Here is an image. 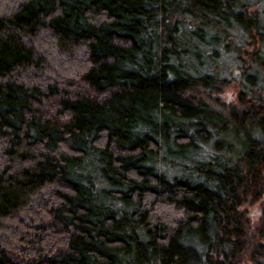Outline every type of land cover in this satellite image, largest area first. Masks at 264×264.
<instances>
[{"label": "trees", "instance_id": "obj_1", "mask_svg": "<svg viewBox=\"0 0 264 264\" xmlns=\"http://www.w3.org/2000/svg\"><path fill=\"white\" fill-rule=\"evenodd\" d=\"M263 12L0 0V264H264Z\"/></svg>", "mask_w": 264, "mask_h": 264}, {"label": "rangeland", "instance_id": "obj_2", "mask_svg": "<svg viewBox=\"0 0 264 264\" xmlns=\"http://www.w3.org/2000/svg\"><path fill=\"white\" fill-rule=\"evenodd\" d=\"M256 8L258 9L259 6H256ZM252 9H255V7H253ZM250 50L251 49L247 47L245 48V51ZM218 52L219 53L215 57V61L210 62V66L208 64H204L203 66H199V70L218 75V77L222 79L224 85H222V91L217 94L219 100L223 103L230 104L238 102L241 94L247 99H249V97H252V92L248 89V91L250 92L249 93L247 91V87L245 86V77L241 75L242 72H248V70H245L244 68L247 64L240 65V63L236 59L235 52L226 51L223 48H219ZM260 77L261 78L255 79V84L257 86H255L256 91L260 87L259 84L264 75H261ZM260 94L264 96V91L261 90Z\"/></svg>", "mask_w": 264, "mask_h": 264}]
</instances>
